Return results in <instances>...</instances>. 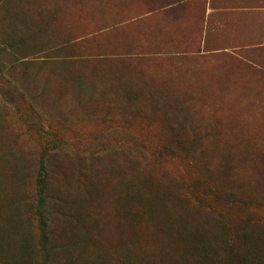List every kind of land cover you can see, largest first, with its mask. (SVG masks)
Returning <instances> with one entry per match:
<instances>
[{"label":"rangeland","instance_id":"1","mask_svg":"<svg viewBox=\"0 0 264 264\" xmlns=\"http://www.w3.org/2000/svg\"><path fill=\"white\" fill-rule=\"evenodd\" d=\"M203 4L0 0V264H264V47Z\"/></svg>","mask_w":264,"mask_h":264},{"label":"crops","instance_id":"2","mask_svg":"<svg viewBox=\"0 0 264 264\" xmlns=\"http://www.w3.org/2000/svg\"><path fill=\"white\" fill-rule=\"evenodd\" d=\"M197 44L204 54L264 47V0H204Z\"/></svg>","mask_w":264,"mask_h":264}]
</instances>
